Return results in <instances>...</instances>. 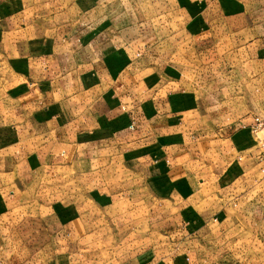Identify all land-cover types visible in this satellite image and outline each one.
<instances>
[{
  "label": "rangeland",
  "instance_id": "rangeland-1",
  "mask_svg": "<svg viewBox=\"0 0 264 264\" xmlns=\"http://www.w3.org/2000/svg\"><path fill=\"white\" fill-rule=\"evenodd\" d=\"M209 7L197 22L183 0H40L36 22L23 5L24 21L4 23L0 264H264L263 133L253 127L254 118L264 119V0ZM61 26L70 34L56 40ZM132 26L149 39L148 69L136 74L144 97L167 84L185 132L227 129L220 138L238 133L233 143H243L234 152L199 139L183 177L171 173L184 181L167 192L143 163L167 145L139 151L134 165L114 136H84L90 148L70 150V134L44 113V97L23 92L31 58L64 62V51L97 65L110 87L117 70H108L115 60L103 50L111 52L115 38L106 34ZM118 73L120 85L127 72ZM233 166L237 172L224 181Z\"/></svg>",
  "mask_w": 264,
  "mask_h": 264
},
{
  "label": "crops",
  "instance_id": "crops-1",
  "mask_svg": "<svg viewBox=\"0 0 264 264\" xmlns=\"http://www.w3.org/2000/svg\"><path fill=\"white\" fill-rule=\"evenodd\" d=\"M183 1L193 13L189 19L198 22L205 19L201 14L206 12L216 0ZM23 5L28 8L26 12H31L30 20L37 21L35 13L39 9L40 0H0L1 30L7 28L4 23L24 21L21 15L23 10L19 11ZM87 21L89 19L85 16V22ZM133 27L118 31L114 28L115 32L106 34L107 37L115 38L114 49L111 52L103 50L104 53H110L115 60L114 66L107 67L108 70L111 73L117 70L114 75L112 74L113 85L110 87L101 84L102 79L99 77L97 65L84 61L77 63L69 52L64 51L62 54L66 57L64 62L63 59L51 56L47 60L39 57L31 58L27 74L24 76L28 84L22 91L27 93L26 89L30 87L31 93L35 92L44 97L46 103L44 113L55 120H60L57 128L60 133L64 136L70 134L69 137H64L67 141L64 146L70 150H78L80 144L83 148H90L88 142L84 143V136L95 134H105L112 138L114 136L116 143H126L131 165H134L140 157L138 152L143 149L147 150L156 144L167 145L165 152L174 148L169 153L160 155L155 153V157L150 155V158H145L143 162L145 171L150 173V180H158L167 192L175 186L173 184L184 181L175 180L171 173L180 174L178 179L183 177L181 172L184 170L187 152L198 145L199 139L208 136L209 143L214 146L216 143L226 144V147L231 145L234 152L237 151V147L243 148L241 146L243 143H233L238 133L229 136L230 138L227 136L220 138L219 136L226 133L227 129L219 131L211 129L208 132L195 130L194 132H198L196 134L193 130L185 132L180 121V115L183 113L176 109L178 106L176 98L168 100L167 84L151 97H144L148 92L147 86L143 81H136V74L137 70L141 72L148 69L144 51L148 47L149 39L145 32L135 34ZM61 28L63 31L57 32L56 40L70 34L68 26H61L57 31ZM131 29L133 30L130 31ZM106 35H99L98 38L102 39ZM120 40L122 42H119ZM121 70L127 72L126 82L118 85L120 83L118 72ZM159 93L162 94L158 97ZM202 133L207 135L199 137ZM132 155L134 157L131 158ZM229 171V176L223 178L226 182L234 177L237 167L233 166Z\"/></svg>",
  "mask_w": 264,
  "mask_h": 264
},
{
  "label": "built area",
  "instance_id": "built-area-1",
  "mask_svg": "<svg viewBox=\"0 0 264 264\" xmlns=\"http://www.w3.org/2000/svg\"><path fill=\"white\" fill-rule=\"evenodd\" d=\"M253 127L255 130L263 133L262 137L259 139V146H258V160L263 164L264 170V119L262 118H254Z\"/></svg>",
  "mask_w": 264,
  "mask_h": 264
}]
</instances>
